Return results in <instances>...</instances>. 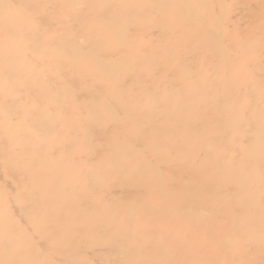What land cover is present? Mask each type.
I'll return each mask as SVG.
<instances>
[{
    "label": "bare ground",
    "instance_id": "6f19581e",
    "mask_svg": "<svg viewBox=\"0 0 264 264\" xmlns=\"http://www.w3.org/2000/svg\"><path fill=\"white\" fill-rule=\"evenodd\" d=\"M0 264H264V0H0Z\"/></svg>",
    "mask_w": 264,
    "mask_h": 264
}]
</instances>
